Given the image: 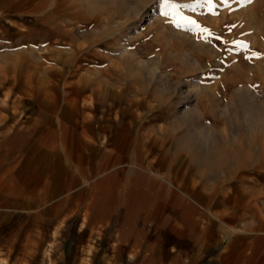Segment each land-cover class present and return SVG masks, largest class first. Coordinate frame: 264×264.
<instances>
[{
  "label": "crops",
  "instance_id": "0c3cea01",
  "mask_svg": "<svg viewBox=\"0 0 264 264\" xmlns=\"http://www.w3.org/2000/svg\"><path fill=\"white\" fill-rule=\"evenodd\" d=\"M1 25L0 264H264V220L194 187L156 123L82 110L93 90L63 96L58 53L14 46L12 15Z\"/></svg>",
  "mask_w": 264,
  "mask_h": 264
},
{
  "label": "rangeland",
  "instance_id": "374dc122",
  "mask_svg": "<svg viewBox=\"0 0 264 264\" xmlns=\"http://www.w3.org/2000/svg\"><path fill=\"white\" fill-rule=\"evenodd\" d=\"M6 15L20 24L14 46L58 53L63 96L93 90L82 110L110 103L156 123L155 147L186 150L192 185L206 182L259 229L264 0H0ZM8 41L1 25L0 50Z\"/></svg>",
  "mask_w": 264,
  "mask_h": 264
},
{
  "label": "snow or ice",
  "instance_id": "6c2138e0",
  "mask_svg": "<svg viewBox=\"0 0 264 264\" xmlns=\"http://www.w3.org/2000/svg\"><path fill=\"white\" fill-rule=\"evenodd\" d=\"M206 3H207L209 6H211V4H212V0H206ZM162 4H163L164 6H169V5H170V0H162ZM171 7L175 8L176 5H175V4H171ZM162 14H163V13H162Z\"/></svg>",
  "mask_w": 264,
  "mask_h": 264
},
{
  "label": "bare ground",
  "instance_id": "6f19581e",
  "mask_svg": "<svg viewBox=\"0 0 264 264\" xmlns=\"http://www.w3.org/2000/svg\"><path fill=\"white\" fill-rule=\"evenodd\" d=\"M252 111H253V110H252ZM255 112H256V111H255ZM255 112H254V114H255ZM254 114H253V115H254Z\"/></svg>",
  "mask_w": 264,
  "mask_h": 264
}]
</instances>
